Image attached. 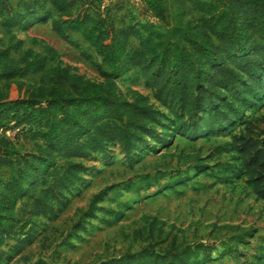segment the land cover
I'll use <instances>...</instances> for the list:
<instances>
[{
  "label": "trees",
  "instance_id": "16d2710c",
  "mask_svg": "<svg viewBox=\"0 0 264 264\" xmlns=\"http://www.w3.org/2000/svg\"><path fill=\"white\" fill-rule=\"evenodd\" d=\"M11 1L0 0V17L7 19L6 30L20 19L13 14ZM44 1L57 15L51 27L58 38L67 41L70 33H77L94 49L101 59L98 72L103 83L94 84L70 74L69 69L55 67L44 74L47 83L26 85L22 78L29 72H42L43 61L39 57L29 61L31 54H27L20 68L10 59L9 51L0 50V82L6 89L0 92V124L14 122L15 128L22 127L31 133V139L40 138L46 144L36 156H22L9 141L0 138V169L14 171L0 189V250L9 246L18 230L23 231L38 217L45 218L62 205L63 193L86 172L82 164L72 160L116 139L129 158L141 145V137L156 112L136 92L132 93V103L116 97L114 80L129 70L141 68L142 79L159 99L179 105L191 115L202 113L197 127L207 136L241 119L264 90V0H181L182 5L189 3L198 18L193 22L183 20L181 9L175 24L163 32L141 26L135 31L138 47L133 50L126 49L127 30L117 31L103 18L89 15L84 3L76 6L74 0ZM143 3L158 20H164L161 0ZM44 50L49 58L56 56L50 48ZM230 91L233 96L229 100ZM255 130L247 121L243 132L231 135L230 142L218 148L216 155L234 152L232 162L216 167L221 178L238 170L255 199L264 202V139H257ZM57 158L65 160L61 170L55 167ZM201 171L202 167L196 166L187 174L194 177ZM133 188L129 182L124 190ZM122 194L110 199L117 209L112 212L113 222L129 207ZM93 212L89 207L87 214ZM22 219L26 220L18 229ZM147 221L150 243L117 264H206L234 251L233 247L216 248L217 254L212 255L214 248L178 246L175 237L163 247L169 234L162 237L158 221ZM240 232L237 240L248 235L246 230ZM24 235L15 240L16 244L26 242L28 235ZM262 259L259 257L255 264H264ZM9 260L0 254V264Z\"/></svg>",
  "mask_w": 264,
  "mask_h": 264
},
{
  "label": "rangeland",
  "instance_id": "374dc122",
  "mask_svg": "<svg viewBox=\"0 0 264 264\" xmlns=\"http://www.w3.org/2000/svg\"><path fill=\"white\" fill-rule=\"evenodd\" d=\"M74 1L76 6L84 3L89 15L103 18L115 30H127V50L138 47L135 31L141 26L163 32L175 24L181 9L183 20L193 22L198 18L189 3L182 5L181 0H161L163 21L143 0ZM11 5L13 14L20 19L15 27L6 30L7 19L0 17V50L9 51L10 59L20 68L27 54H31L29 61L35 57L43 61L42 72L27 73L21 80L24 84L47 83L44 74L55 67L69 69L70 74L91 83H103L98 72L101 59L94 49L77 33H70L67 41L58 38L51 27L57 15L44 0H13ZM45 47L56 56L49 58ZM142 74L141 68H134L114 80L116 97L132 103V93L136 92L156 112L141 137V145L129 158L116 139L90 155L72 160L82 164L86 172L63 193L65 201L60 207L45 218L38 217L23 231L18 230L9 246L0 250L9 257L8 264H117L150 243L146 232L147 220L151 219L158 221L162 237L169 234L163 247L173 237L178 246L214 248L212 255L217 254L216 248L233 247L231 253L216 256L206 264H255L259 257L264 263V202L255 199L238 170L221 178L216 167L232 162L234 152L216 155V151L230 142L231 135L243 132L247 121L255 126L257 139H264V90L244 110L241 119L207 136L197 127L202 113L191 115L181 106L159 99ZM0 92H6L2 82ZM227 93L230 100L233 92ZM0 138L9 141L22 156H36L46 145L40 138L31 139L29 131L15 128L11 121L0 124ZM64 163L57 158L56 169L61 170ZM196 166H201L202 171L188 177V170ZM13 175L8 168L0 169V189ZM129 182L134 188L126 191ZM119 192H123L129 207L113 222L112 212L117 209L110 199ZM89 207L94 209L92 215L87 214ZM25 220L20 221L18 229ZM240 230H246L248 235L237 240L242 235ZM24 234L28 235L26 242L16 244L15 240L24 238Z\"/></svg>",
  "mask_w": 264,
  "mask_h": 264
}]
</instances>
